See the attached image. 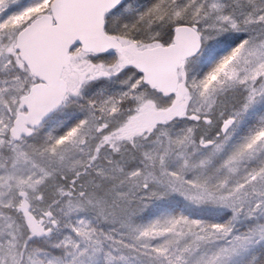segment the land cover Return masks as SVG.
I'll return each mask as SVG.
<instances>
[{"label":"snow or ice","instance_id":"6c2138e0","mask_svg":"<svg viewBox=\"0 0 264 264\" xmlns=\"http://www.w3.org/2000/svg\"><path fill=\"white\" fill-rule=\"evenodd\" d=\"M0 264H264V0H0Z\"/></svg>","mask_w":264,"mask_h":264}]
</instances>
